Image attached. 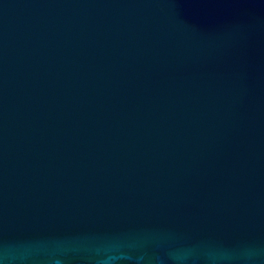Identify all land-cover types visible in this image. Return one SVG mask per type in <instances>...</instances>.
I'll return each mask as SVG.
<instances>
[{
    "label": "water",
    "instance_id": "95a60500",
    "mask_svg": "<svg viewBox=\"0 0 264 264\" xmlns=\"http://www.w3.org/2000/svg\"><path fill=\"white\" fill-rule=\"evenodd\" d=\"M264 264V0H0V264Z\"/></svg>",
    "mask_w": 264,
    "mask_h": 264
},
{
    "label": "clouds",
    "instance_id": "9594fccd",
    "mask_svg": "<svg viewBox=\"0 0 264 264\" xmlns=\"http://www.w3.org/2000/svg\"><path fill=\"white\" fill-rule=\"evenodd\" d=\"M188 255L189 253L187 252H177L173 254L172 258L177 264H183V261L187 259ZM231 256V253L219 250H211L207 253L209 261L213 262V264L218 260L230 259Z\"/></svg>",
    "mask_w": 264,
    "mask_h": 264
}]
</instances>
